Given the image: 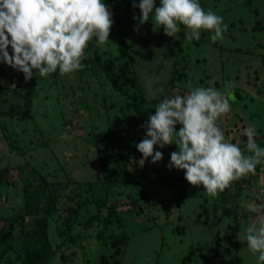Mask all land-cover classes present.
Returning a JSON list of instances; mask_svg holds the SVG:
<instances>
[{"label":"rangeland","instance_id":"374dc122","mask_svg":"<svg viewBox=\"0 0 264 264\" xmlns=\"http://www.w3.org/2000/svg\"><path fill=\"white\" fill-rule=\"evenodd\" d=\"M105 3L114 13L109 41L89 43L82 69L63 76L57 70L47 77L34 70L26 83L22 72L0 62V173L7 171L0 176V219H10L27 195L44 185L56 208L76 194L90 201L69 232L58 211L26 216L23 225L14 223V233L21 235L12 245L20 254L22 242L44 218L54 250L48 264H101L102 254L106 264H257L259 254H253L246 241V229L258 224L257 214L241 204L264 203L259 191L264 187V164L257 166L256 175L212 197L202 185L189 184L183 170L168 169L171 153L178 151L175 144L163 149L157 145L162 161L153 164L149 157L144 165L140 157L125 158L110 147L118 139L132 146L142 141L146 130L141 126L165 97L184 96L197 87L224 91L225 83L232 82L231 111L217 124L242 150L247 143L244 129L254 126V139L264 148V0H199L205 11L212 10L228 25L223 39L215 42L209 30L189 42V30L182 24L174 37L165 35L151 17L137 32L139 22L133 16L142 13L132 0ZM256 20L260 26L255 27ZM30 90L27 111L24 95ZM141 94L143 100L135 99ZM11 108L13 115L18 113L16 119L8 116ZM106 132H111L110 139L97 141ZM101 149H108L112 163L107 174L118 172L116 183L104 177ZM111 200L120 206L103 233L107 240H99L100 220L106 215L103 202ZM122 230L129 239L120 244L121 254L109 257L114 250L109 238ZM9 257L18 264L13 253L8 252Z\"/></svg>","mask_w":264,"mask_h":264},{"label":"clouds","instance_id":"9594fccd","mask_svg":"<svg viewBox=\"0 0 264 264\" xmlns=\"http://www.w3.org/2000/svg\"><path fill=\"white\" fill-rule=\"evenodd\" d=\"M133 8L142 15L133 16L139 25L149 22L163 27L165 35L175 36L182 24L189 31V42L199 40L202 30L212 31L213 42L223 39L228 25L212 10L205 11L199 0H132ZM114 13L105 0H0V62L24 74L47 77L59 70L61 76L84 67L85 49L95 39L97 45L107 44L114 25ZM9 48L12 52L10 54ZM232 82L224 91L213 87L189 88L184 95L165 97L143 124L146 135L136 145L142 154L140 165L151 157L153 164L162 161L158 145L175 144L178 151L170 155L167 165L183 170L186 181L203 186L216 197L233 182L256 175L257 166L264 164V148L256 143L254 126L244 129L245 150L225 138L217 120L231 111L235 99ZM177 125H180L177 130ZM264 194V187L259 189ZM242 207L257 214L258 224L246 229L248 249L258 253L257 264H264V203L242 202Z\"/></svg>","mask_w":264,"mask_h":264},{"label":"trees","instance_id":"16d2710c","mask_svg":"<svg viewBox=\"0 0 264 264\" xmlns=\"http://www.w3.org/2000/svg\"><path fill=\"white\" fill-rule=\"evenodd\" d=\"M257 13L255 11L254 15L255 17L257 16ZM261 22L259 20H256L255 22V27L256 26H260ZM184 33H180V35L182 36ZM177 43V42H175ZM99 61V58L97 59ZM105 63H107V61H105ZM99 65V64H98ZM107 69V68H106ZM177 69V68H175ZM173 71V74L177 71L175 70ZM3 72V70H0V74ZM181 76V74H179ZM11 77V75H10ZM172 79L170 83L172 84ZM0 81H1V76H0ZM27 83V81H26ZM26 101L25 105L27 107V111L29 108V103H30V99L32 97L31 95V90L28 91L27 93H25L24 95ZM135 99L137 98H142L143 100V94L141 95H134ZM159 100V99H158ZM24 110V111H26ZM11 113L10 117H15L18 116V113L16 112L15 115L13 111V108L10 109ZM21 111H19L20 113ZM21 116L26 117L27 113L21 112L20 113ZM7 116V117H8ZM19 118V117H18ZM16 119V117H15ZM111 137V132H106L103 135L102 139L97 138V141H102V140H108ZM6 139H9L6 136ZM118 141V142H117ZM10 142L12 141H8L9 146L12 145ZM134 142V141H133ZM141 142V140H136L134 142V146L129 145L128 143H123L120 144V140H116L110 147V149L112 151H119V152H123L124 153V157L125 158H129V157H140L141 159L142 154L137 150L136 145ZM12 148V146H10ZM106 150V149H105ZM108 150V149H107ZM106 151H103L101 149L100 155H99V162L101 164L102 169H104V171L106 172L104 175L105 179L107 182H111V183H116L117 181V173L113 171L112 176L110 177V174H107L110 170V165L112 163L111 161V156L107 153ZM6 170H3L2 173H0V176L2 177L4 175V173H6ZM116 176V177H115ZM42 177V176H41ZM27 180H23V183L26 186ZM27 187V186H26ZM41 190H35L31 195H27V198L25 199V201L23 202V206L20 207V209L18 210V212L16 214H14L10 219H0V264H13V260L11 259V257L6 258V255L8 252L13 253L16 260L14 261H18V264H48L51 260V258L53 257V249L51 247V244L49 242V239L47 237V225L46 222L47 220L44 218H41V220L38 223V227L34 230L33 234H30L29 236H26V241L22 242L21 244V249L22 252L20 254L17 253V251L15 250L14 246L12 245L13 240H15V238H19L20 235L17 233H14L15 231V225L14 223L18 222L21 223L22 225L25 222V217L29 216V215H38L41 212L44 213L45 215H50L55 211H58V219L61 222V225L63 226V228H66L67 231L69 232L72 228L73 225H77L79 223V219L81 218V213H82V207L84 205H86L87 203H89L90 201L88 199H86L85 197L81 196V194H76L74 197L71 198H67L68 199V204L63 203L62 208H56L55 205V198L51 195L50 190L44 185L43 187H40ZM73 201H76V205L74 206V203L72 204ZM104 207L106 208V215L103 217L102 220L99 219V217H97V215L93 216V218H95L97 221L100 220V222L103 224V228L102 230L99 232L98 234V238L99 240H107V238L103 237V233L107 230L108 226L113 223V216L115 214V212L117 211V209L119 208V204L116 201H110V202H103ZM132 203V202H130ZM39 205L38 209H35L37 206ZM135 206V204H132ZM61 213V214H60ZM38 219H35V221ZM90 220V219H89ZM116 220H118V218H116ZM85 227H87V224L89 221H85ZM14 224V225H12ZM147 227L145 226L143 231L146 230ZM128 235V231L122 230L121 233H117L113 236H110V240H111V247L114 248V250L111 251L109 257H115L116 255L121 254V249H120V244H122L125 240H128L129 237H127ZM74 240V237L71 238V240ZM104 246L107 244L106 241H104ZM11 243V245H10ZM109 246V245H108ZM20 252V251H19ZM102 260L100 261L101 264H106V260L107 258H105L106 256L104 254H102L101 256ZM116 263L115 260L111 263L114 264Z\"/></svg>","mask_w":264,"mask_h":264}]
</instances>
